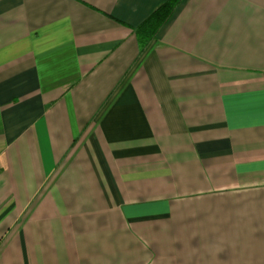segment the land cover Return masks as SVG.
<instances>
[{
  "label": "crops",
  "instance_id": "obj_1",
  "mask_svg": "<svg viewBox=\"0 0 264 264\" xmlns=\"http://www.w3.org/2000/svg\"><path fill=\"white\" fill-rule=\"evenodd\" d=\"M0 0V264H264V0Z\"/></svg>",
  "mask_w": 264,
  "mask_h": 264
},
{
  "label": "trees",
  "instance_id": "obj_2",
  "mask_svg": "<svg viewBox=\"0 0 264 264\" xmlns=\"http://www.w3.org/2000/svg\"><path fill=\"white\" fill-rule=\"evenodd\" d=\"M181 0H172L158 11L140 28L136 33L141 44L142 49L147 47L152 40H154L160 28L167 22L175 7Z\"/></svg>",
  "mask_w": 264,
  "mask_h": 264
}]
</instances>
